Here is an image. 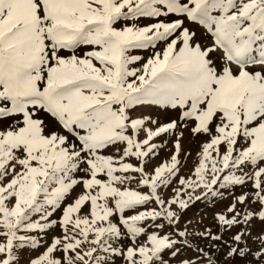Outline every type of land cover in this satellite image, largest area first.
Instances as JSON below:
<instances>
[{
	"label": "snow or ice",
	"instance_id": "1",
	"mask_svg": "<svg viewBox=\"0 0 264 264\" xmlns=\"http://www.w3.org/2000/svg\"><path fill=\"white\" fill-rule=\"evenodd\" d=\"M237 260L264 264V0H0V264Z\"/></svg>",
	"mask_w": 264,
	"mask_h": 264
},
{
	"label": "rangeland",
	"instance_id": "2",
	"mask_svg": "<svg viewBox=\"0 0 264 264\" xmlns=\"http://www.w3.org/2000/svg\"><path fill=\"white\" fill-rule=\"evenodd\" d=\"M143 55H147L146 53H141ZM184 152H191L192 155L188 157L186 167H184L181 171V175H185L188 173L189 169L192 167L193 161L196 156V152L198 151V140H193L191 137H189L186 134L185 139L182 141ZM172 149L171 142L168 143L167 148H164L159 155V159H165V153L170 151ZM181 159L183 161V154L181 155ZM241 189L237 188L236 192L239 193ZM211 197L208 199L201 200L200 202H197L194 204L191 208H189L182 220V224H184L187 221H191V224H188L189 230L192 231L198 224V222L203 218V223L199 225V227H211L213 231L216 230L215 227V221L213 219V215L215 212L220 211L224 205L230 202V198L228 200H224L222 202H218L215 205L211 203ZM260 230V225L257 223L256 226L253 228V235H255ZM227 238V237H226ZM194 244H199L201 247H204L206 245V241L203 240H193ZM251 243V241H250ZM253 249H255L256 245L252 244ZM187 256L194 257L195 253L189 252L186 254ZM223 260V256L220 257ZM249 260L252 259V257H248ZM225 264H245V261L237 260L235 262L232 261H225ZM253 264H255V261H253Z\"/></svg>",
	"mask_w": 264,
	"mask_h": 264
}]
</instances>
